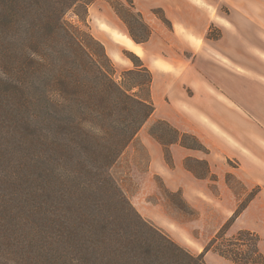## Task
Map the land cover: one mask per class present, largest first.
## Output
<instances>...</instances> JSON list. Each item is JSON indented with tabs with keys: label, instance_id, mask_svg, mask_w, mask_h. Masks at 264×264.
<instances>
[{
	"label": "trees",
	"instance_id": "obj_1",
	"mask_svg": "<svg viewBox=\"0 0 264 264\" xmlns=\"http://www.w3.org/2000/svg\"><path fill=\"white\" fill-rule=\"evenodd\" d=\"M95 1L0 0V65L10 74L0 97V264H207L208 252L264 264L259 235L229 236L243 205L193 255L144 219L114 179L111 168L155 112L153 75L134 54V68L118 74L90 32ZM43 79L48 90L38 93ZM155 129L170 165L172 144L207 151L164 120ZM197 162L206 172L187 169L207 177L208 164Z\"/></svg>",
	"mask_w": 264,
	"mask_h": 264
},
{
	"label": "crops",
	"instance_id": "obj_2",
	"mask_svg": "<svg viewBox=\"0 0 264 264\" xmlns=\"http://www.w3.org/2000/svg\"><path fill=\"white\" fill-rule=\"evenodd\" d=\"M135 5L152 29L150 39L138 44L153 75L156 111L149 121H167L207 149L172 144L170 165L163 146L144 128L139 138L150 156L147 175L161 178L171 191H182L198 212L186 230L216 217L211 238L241 206V194L228 177L239 181L249 196L230 231L259 235L264 255V0L257 5L260 14L245 11L222 22L213 16V6L193 0H135ZM154 8L165 11L171 28L148 15ZM213 23L222 31L218 39L207 37ZM190 159L208 164L207 177L187 169ZM206 244L193 251L201 254Z\"/></svg>",
	"mask_w": 264,
	"mask_h": 264
},
{
	"label": "rangeland",
	"instance_id": "obj_3",
	"mask_svg": "<svg viewBox=\"0 0 264 264\" xmlns=\"http://www.w3.org/2000/svg\"><path fill=\"white\" fill-rule=\"evenodd\" d=\"M193 1L203 4L208 3V5L213 6V16L218 18V22H222V19L225 21L228 20L231 15L236 17L243 16L245 11L252 13L253 15H255V13L260 14V9L257 8L260 0ZM154 12H157V14ZM148 15H151L152 17L156 16L158 19H160V16H165L167 18L165 11L161 8L149 10ZM71 16L72 15H70L69 18ZM163 24L168 28H171L170 21L168 24ZM88 25L94 38L102 43L105 48L107 47L106 51L108 49L107 53L109 52L111 54L108 53L113 64L118 69L119 75L123 71L130 70L131 67V69L134 68L133 63L128 56L132 57V54L140 58L141 56H144V52L134 41L133 37L138 41H143L145 39L149 40L152 34L151 26L135 5V0L95 1L89 7ZM241 26L240 28H242ZM221 35V29L218 25L213 23L208 30L207 37L209 39H218ZM113 50L118 53L119 58L113 57L115 56ZM49 54L53 53L49 51ZM53 58L54 56L51 55L50 60L52 61ZM9 76L10 74L7 69L0 65V97L3 99L4 94H7L9 90ZM35 90L38 93L43 90H48V83L44 82L43 79L41 82L36 83ZM141 94L144 96L145 91H142ZM153 103L155 105L154 101ZM152 116L146 121L140 132L145 128V130L157 140L152 133L157 130L155 128L159 120L155 122L149 121ZM7 126H11V123ZM6 128L7 127L5 126V129ZM140 132L138 133L136 140L125 150L121 158L111 168L110 172L122 191L144 219L151 220L155 225L167 232L179 245L187 249L193 255H197L193 250H197V246L202 245L203 243L206 244L209 241L216 227V225L213 224L217 221L216 217L213 218L212 216H209L201 228L196 227L194 229L186 230L184 225L189 223V221L195 222L196 219L199 218V214L185 199L182 191H171L165 186V183L161 178L147 175L150 167V156L146 147L140 141ZM4 133V130H0V135H4ZM167 140L170 141L169 139ZM187 162L199 174H202L207 170L205 165H201L195 160H188ZM1 164L2 163H0V170ZM231 185L237 193L241 194V205H244L247 201L246 198L248 199L249 195H247L248 193L243 185L234 179H231ZM251 195L253 196L254 193ZM196 214L197 216H195ZM34 223L30 225L32 226L29 232V235L31 236L34 233L39 232V227L37 228V231L33 227ZM235 234L236 233L233 231L229 232V236ZM205 261L207 264H234L214 255V253L210 254L207 259L205 258Z\"/></svg>",
	"mask_w": 264,
	"mask_h": 264
},
{
	"label": "bare ground",
	"instance_id": "obj_4",
	"mask_svg": "<svg viewBox=\"0 0 264 264\" xmlns=\"http://www.w3.org/2000/svg\"><path fill=\"white\" fill-rule=\"evenodd\" d=\"M121 38H124V37H121Z\"/></svg>",
	"mask_w": 264,
	"mask_h": 264
}]
</instances>
